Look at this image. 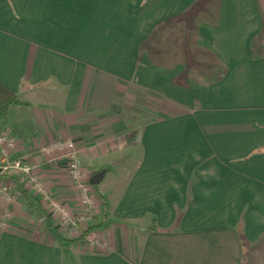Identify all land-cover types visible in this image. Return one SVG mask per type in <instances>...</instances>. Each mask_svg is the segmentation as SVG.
Instances as JSON below:
<instances>
[{"label": "crops", "instance_id": "1", "mask_svg": "<svg viewBox=\"0 0 264 264\" xmlns=\"http://www.w3.org/2000/svg\"><path fill=\"white\" fill-rule=\"evenodd\" d=\"M0 82L21 102L0 164L5 149L82 214L64 152L43 147L71 140L88 183L105 170L81 244L0 172V264H264V0H0Z\"/></svg>", "mask_w": 264, "mask_h": 264}, {"label": "built area", "instance_id": "2", "mask_svg": "<svg viewBox=\"0 0 264 264\" xmlns=\"http://www.w3.org/2000/svg\"><path fill=\"white\" fill-rule=\"evenodd\" d=\"M15 140L12 138L8 131L0 134V145L6 146L8 148L15 147ZM51 150H59L64 152V157L67 159V171L68 175L72 181V184L75 185L78 193H79V202L82 208V213H78L81 217H77V215L71 214L68 209H65L60 206V204L52 199L48 192L42 188L41 184L39 183L38 179L31 175L32 167L30 164L23 162L21 159L16 157L9 158L5 149H3V158L0 164V172L4 173H16L21 174L27 177L29 183L34 184L35 191L42 197V199L47 203V206L51 210V212L56 213L58 215V219L60 224L65 227L66 232L72 238L77 237L84 228L85 222L88 220L89 216H91L94 212L95 202L91 197V185L90 183L86 182L84 178L83 170L78 165L76 159V151L74 148V143L71 140L66 141H56L55 143L43 147V151L49 152ZM8 178L4 179L0 182V195L9 198V193L11 189L10 183L7 181ZM79 219H81L79 225L81 228H77ZM85 220V221H84ZM2 222V221H1ZM0 222V223H1ZM4 223V222H2ZM70 229L79 230L76 234H69ZM94 240L92 241L93 244ZM91 244V245H92Z\"/></svg>", "mask_w": 264, "mask_h": 264}, {"label": "trees", "instance_id": "3", "mask_svg": "<svg viewBox=\"0 0 264 264\" xmlns=\"http://www.w3.org/2000/svg\"><path fill=\"white\" fill-rule=\"evenodd\" d=\"M175 20H167L166 22H163L161 25H165V24H171L173 23ZM158 25V26H159ZM159 26V27H160ZM21 102L18 99V95L13 92L12 90H10L8 87H6L4 84H2L0 82V126L3 124V122L6 120L9 110L17 105H20ZM0 134H1V129H0ZM135 136V132H132L130 135V139ZM105 206L103 208V221H105ZM49 222V221H48ZM49 224V223H48ZM99 225V224H98ZM97 224H89L86 226V229L83 230L77 237H66V240L69 243H74V244H81L82 241L84 240V237L87 233L91 232L94 228L98 227ZM150 229L155 230L156 226L155 225H151Z\"/></svg>", "mask_w": 264, "mask_h": 264}, {"label": "rangeland", "instance_id": "4", "mask_svg": "<svg viewBox=\"0 0 264 264\" xmlns=\"http://www.w3.org/2000/svg\"><path fill=\"white\" fill-rule=\"evenodd\" d=\"M171 28H167L165 30L162 31V36L160 39V47L163 48V50H165L168 54H172V52H181V47L183 46L184 43V34H185V30H186V25L184 23L175 25V26H170ZM192 47V46H191ZM181 55V53L179 54ZM144 122V119L140 120V124H142ZM108 178V177H107ZM31 189L32 187H34L33 183H30ZM97 186H99L101 188V185L98 184ZM47 204V203H46ZM79 212H71L72 216L74 214L77 215ZM77 217H81L80 215H77ZM85 221V220H84ZM83 222L81 221V219H79L78 222V226L77 228H81L79 223ZM79 230L75 229H70L69 234H76ZM83 231V230H82ZM81 233V232H79Z\"/></svg>", "mask_w": 264, "mask_h": 264}, {"label": "water", "instance_id": "5", "mask_svg": "<svg viewBox=\"0 0 264 264\" xmlns=\"http://www.w3.org/2000/svg\"><path fill=\"white\" fill-rule=\"evenodd\" d=\"M104 174H105V170H100V171L94 173L89 178L90 185H98L100 183V181L102 180Z\"/></svg>", "mask_w": 264, "mask_h": 264}]
</instances>
